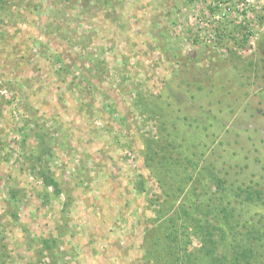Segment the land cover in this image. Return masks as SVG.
<instances>
[{"label": "rangeland", "instance_id": "obj_1", "mask_svg": "<svg viewBox=\"0 0 264 264\" xmlns=\"http://www.w3.org/2000/svg\"><path fill=\"white\" fill-rule=\"evenodd\" d=\"M161 133L204 187L148 166ZM181 175L260 188L264 227V0H0V264H172L144 242Z\"/></svg>", "mask_w": 264, "mask_h": 264}, {"label": "trees", "instance_id": "obj_2", "mask_svg": "<svg viewBox=\"0 0 264 264\" xmlns=\"http://www.w3.org/2000/svg\"><path fill=\"white\" fill-rule=\"evenodd\" d=\"M160 135L158 138L152 136L146 141L145 157L148 160V166L154 155H160L162 159L159 158L157 162H161L164 166L167 164L169 170L174 172L173 176L182 174L184 170L190 174V177L192 176L191 179L193 175H197L196 186L204 187L199 180L200 172L196 170L191 174L188 171L189 168L196 167L195 157L198 159L203 152H200L197 157L195 154L198 150H192L188 144L185 143L182 148L173 145L171 138L177 137L178 133L171 138H167L166 134ZM180 141L184 143V140ZM189 153L193 157L188 156ZM167 169L165 170L169 171ZM173 176L171 175V178ZM182 176L175 180L172 188L165 187V197L161 201L158 200L159 206L155 211L159 219L154 224L152 233L159 231L161 235L152 237L148 243L144 242L147 244L146 255L154 257L155 261L161 258L173 259L172 264H264V227L254 229L243 226L242 229L238 223L239 216L232 204V201L238 198L243 202H261L263 201L262 190L251 185L246 190L236 186L230 189L234 193L232 194L234 200H230L226 192H223L227 189L224 186L225 181L216 179L215 190L218 192L212 189L211 192H223L222 195L226 196L225 203L222 204L220 200L224 198L217 195L204 201L200 196L202 193L197 194L193 185L186 188L190 190V195L189 191H185L183 186L185 177ZM45 179V183L52 184L56 192L57 183L50 178ZM141 185H143L142 181ZM151 202L153 203V200ZM173 205H175L173 210H168ZM192 238L196 239L197 244L191 243ZM42 241L43 245L49 248L55 240L43 239ZM164 246L167 247L166 255Z\"/></svg>", "mask_w": 264, "mask_h": 264}]
</instances>
